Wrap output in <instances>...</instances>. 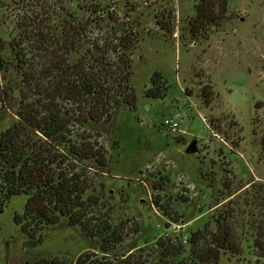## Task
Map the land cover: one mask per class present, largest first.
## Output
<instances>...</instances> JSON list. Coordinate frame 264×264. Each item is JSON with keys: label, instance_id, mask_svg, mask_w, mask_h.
Returning <instances> with one entry per match:
<instances>
[{"label": "rangeland", "instance_id": "374dc122", "mask_svg": "<svg viewBox=\"0 0 264 264\" xmlns=\"http://www.w3.org/2000/svg\"><path fill=\"white\" fill-rule=\"evenodd\" d=\"M198 2L0 0V135L19 118L21 99L37 97L16 67L17 44L36 49L34 36L54 28L60 33L69 14L87 18L97 3L123 19H140L132 76L137 110L121 109L113 122L98 125L108 166L90 169L93 187L86 196L124 229L119 249L126 254L154 255L158 240L177 242L208 222L214 227L220 214L229 216L243 241L254 239L245 234L246 221L264 226V0H228L219 25L194 36L189 20ZM169 14L165 29L161 22ZM101 28L89 27L95 35ZM156 71L164 97H147ZM167 117L179 121L178 131L164 126ZM195 139L198 151L187 153ZM27 197L12 196L0 213V264H75L85 252L102 256L97 239L66 222L44 229L33 246L17 221ZM223 264L264 259L245 247L240 259L225 256Z\"/></svg>", "mask_w": 264, "mask_h": 264}, {"label": "trees", "instance_id": "16d2710c", "mask_svg": "<svg viewBox=\"0 0 264 264\" xmlns=\"http://www.w3.org/2000/svg\"><path fill=\"white\" fill-rule=\"evenodd\" d=\"M109 8L93 4L81 20L69 14L60 33L54 28L33 37L36 49L13 48L16 67L25 83L35 85L37 97L21 99L19 118L0 135V213L12 196L26 194L17 221L33 246L42 242L44 229L63 222L97 239L102 256L85 252L75 264H223L225 256L240 259L245 247L264 259V226L246 221L245 234L254 239L243 241L227 214H220L214 227L208 222L177 242L158 240L154 255L123 253L124 229L112 223L109 213L96 212L97 201L86 197L93 187L90 169L108 166L98 125L113 122L121 109L137 110L132 76L142 39L140 19L133 14L123 19ZM195 11L189 20L194 36L219 25L228 0H199ZM166 19L170 23V14L161 22L168 29ZM99 25L95 35L89 27ZM162 77L159 71L153 74L147 97H164L158 82Z\"/></svg>", "mask_w": 264, "mask_h": 264}, {"label": "built area", "instance_id": "2783aa9c", "mask_svg": "<svg viewBox=\"0 0 264 264\" xmlns=\"http://www.w3.org/2000/svg\"><path fill=\"white\" fill-rule=\"evenodd\" d=\"M164 126L168 128V130L170 131H178L179 127H180V123L178 120H176L175 118L172 117H167L164 120Z\"/></svg>", "mask_w": 264, "mask_h": 264}, {"label": "water", "instance_id": "95a60500", "mask_svg": "<svg viewBox=\"0 0 264 264\" xmlns=\"http://www.w3.org/2000/svg\"><path fill=\"white\" fill-rule=\"evenodd\" d=\"M197 142L198 140L195 139L191 142V144L188 146V148L186 149L187 153H195L198 151V147H197Z\"/></svg>", "mask_w": 264, "mask_h": 264}]
</instances>
